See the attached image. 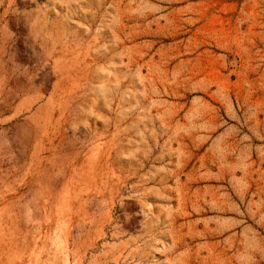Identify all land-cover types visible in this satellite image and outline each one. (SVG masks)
I'll list each match as a JSON object with an SVG mask.
<instances>
[{
	"label": "rangeland",
	"instance_id": "1",
	"mask_svg": "<svg viewBox=\"0 0 264 264\" xmlns=\"http://www.w3.org/2000/svg\"><path fill=\"white\" fill-rule=\"evenodd\" d=\"M0 264H264V0H0Z\"/></svg>",
	"mask_w": 264,
	"mask_h": 264
}]
</instances>
